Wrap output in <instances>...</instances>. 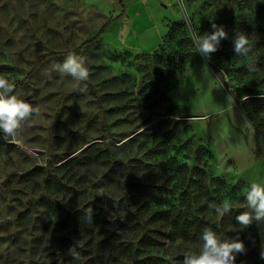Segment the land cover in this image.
<instances>
[{"label":"rangeland","instance_id":"obj_1","mask_svg":"<svg viewBox=\"0 0 264 264\" xmlns=\"http://www.w3.org/2000/svg\"><path fill=\"white\" fill-rule=\"evenodd\" d=\"M184 6L197 33L211 32L213 23L228 33L210 60L192 44L178 0L157 6L164 17L151 52L113 51L101 38L77 49L120 13L115 0H0V74L40 110L22 123L14 144L0 143V264H49L61 232L43 206L51 199L44 182L64 183L72 174L70 182L85 184L84 205L110 223L127 186L156 178L162 208L203 219L225 240L239 238L246 254L236 264H264V221L242 229L235 219L250 211V183L264 185V0H184ZM237 31L253 44L246 57L233 51ZM70 53L85 57L86 84L53 70ZM89 149L105 153L119 174L115 183L102 185L106 167L84 173ZM195 167L204 175L195 177ZM194 182L214 191L206 196ZM225 200L232 211L221 218L208 205ZM163 229L166 235L171 227ZM162 242L149 251L158 264H182L185 252L201 246Z\"/></svg>","mask_w":264,"mask_h":264},{"label":"trees","instance_id":"obj_2","mask_svg":"<svg viewBox=\"0 0 264 264\" xmlns=\"http://www.w3.org/2000/svg\"><path fill=\"white\" fill-rule=\"evenodd\" d=\"M116 1L122 9L121 13L105 22L93 38L83 42L77 49L100 40L103 32L111 24L122 19L125 14L124 5L121 0ZM88 153L90 156L84 173L89 167H106L100 180L102 185L106 187L115 183L114 177H119V174L107 157L101 155L105 153L100 152V155L94 156L90 149L84 152V154ZM75 161L76 159L70 160L56 170L70 166ZM75 172L79 173L78 168ZM191 173L195 177L204 175L197 167L193 168ZM74 176L75 174H72L64 183L44 182L51 199H42L43 206L51 216L58 219L57 225L61 232V236L56 239L55 251L51 256L53 259L49 264H158L157 258L150 255L149 251L162 245L163 238L202 244L200 236L204 228L217 230L214 225L197 216L191 214L187 216L180 212L172 213L171 209L162 208L163 198L160 187L156 185V178H153V182L141 181L132 184L129 190L125 184L128 196L125 197L124 202L118 204V219L112 223L107 221L106 216L99 214L92 213L90 218L88 206L84 205L85 184L80 186L79 182H70ZM123 181L126 183L125 180ZM199 183L194 182L206 196H210L214 190L211 189L209 193L210 187L206 182ZM81 188L83 192L79 193ZM165 226L171 227L166 235L163 233ZM74 245L81 259L74 261L70 256L63 260L61 254L68 255V249Z\"/></svg>","mask_w":264,"mask_h":264},{"label":"clouds","instance_id":"obj_3","mask_svg":"<svg viewBox=\"0 0 264 264\" xmlns=\"http://www.w3.org/2000/svg\"><path fill=\"white\" fill-rule=\"evenodd\" d=\"M178 4L183 14L184 23L188 28L192 44L201 57L210 60L212 54L219 50L221 41L229 38L228 33L223 26H218L215 23L211 25V32H206L203 35L197 33L193 29L188 9L184 6V0H178ZM232 44L236 56L246 57L253 48L249 35L242 31L235 33L232 37ZM248 69L249 71L257 70L253 64H249ZM53 70L61 75L70 76L78 85L82 82L86 84L90 77V70L86 66L85 57L75 53L68 54L63 63L53 65ZM78 90L84 92L86 91V87H80ZM14 91L15 83L10 81L5 75L0 74V132L3 133L2 139L7 142L17 139L18 131L24 121L31 119L34 115L40 114L38 107L18 98L14 94ZM244 100H248L246 95L242 97V101ZM245 125L250 132H254L250 121L245 120ZM245 200L247 208L250 211H243L235 217L242 229L251 225L253 221H264V185L251 182L246 192ZM208 206L221 218L232 211V205L227 200L220 204L212 202ZM89 213L91 218V208L89 209ZM200 239L202 244L199 252H185L182 264H236L237 255L246 254L245 245L239 238L222 240L212 228H204ZM67 254L74 261L81 259L75 245L68 249ZM259 255L261 259H264V248L261 249Z\"/></svg>","mask_w":264,"mask_h":264},{"label":"crops","instance_id":"obj_4","mask_svg":"<svg viewBox=\"0 0 264 264\" xmlns=\"http://www.w3.org/2000/svg\"><path fill=\"white\" fill-rule=\"evenodd\" d=\"M161 1L166 0H121L125 14L103 32V42L113 51H153L161 36V31L157 29L164 17L163 12L157 8ZM140 25H146L144 30H139Z\"/></svg>","mask_w":264,"mask_h":264},{"label":"water","instance_id":"obj_5","mask_svg":"<svg viewBox=\"0 0 264 264\" xmlns=\"http://www.w3.org/2000/svg\"><path fill=\"white\" fill-rule=\"evenodd\" d=\"M2 136H3V133L0 132V143L5 144V145H12V144H14L12 142H7V141L3 140L2 139Z\"/></svg>","mask_w":264,"mask_h":264}]
</instances>
